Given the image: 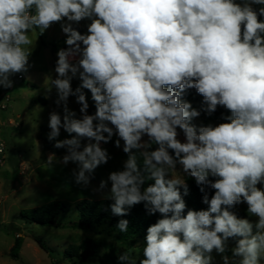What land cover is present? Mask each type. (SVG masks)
Masks as SVG:
<instances>
[{
	"label": "clouds",
	"instance_id": "clouds-1",
	"mask_svg": "<svg viewBox=\"0 0 264 264\" xmlns=\"http://www.w3.org/2000/svg\"><path fill=\"white\" fill-rule=\"evenodd\" d=\"M55 25L65 46L46 138L65 151L47 164L75 165L71 181L110 200L113 216L143 205L157 217L142 256L119 264H264V0H0V91L32 80L30 33ZM220 108L217 123H195ZM110 143L126 159L93 187ZM176 171L206 207L188 206Z\"/></svg>",
	"mask_w": 264,
	"mask_h": 264
},
{
	"label": "rangeland",
	"instance_id": "rangeland-1",
	"mask_svg": "<svg viewBox=\"0 0 264 264\" xmlns=\"http://www.w3.org/2000/svg\"><path fill=\"white\" fill-rule=\"evenodd\" d=\"M81 31H85L83 24ZM33 41L31 62L34 67L29 75L32 80L17 78L13 89L0 91L2 96H9L8 108L0 110V143L5 145V162L0 166V264H77L78 257L68 253L72 246H78L85 238H91L99 245L98 254L87 260L86 264H111L109 256L117 257L123 252L137 258L142 256L144 242L139 241L133 247L120 243L103 227L91 230H79L68 225L77 220L76 203L83 199H104L100 193L93 194L91 189H82L71 181L70 170L75 165L67 167L56 165L54 168L47 164L49 153H56L57 157L64 154V149H55L47 138L48 113L55 108L52 98L47 99L45 92L50 87L51 72L56 60V53L52 52L53 45L64 44V36L58 25L53 26L40 36L39 30L30 33ZM77 81H73V88ZM44 99V103L39 101ZM70 98L69 106L78 110V105ZM89 103L91 105L90 94ZM94 107H90V112ZM217 123L200 118L199 123ZM67 136L61 132V139ZM113 159L105 166L98 168L92 186H98L101 178L121 167L126 159L121 150L107 144ZM173 177L186 181L187 176L180 172H171ZM62 201L68 205V212L60 214L56 223L61 226H42L25 220L21 213L50 202ZM239 210L246 211V206ZM23 239L18 258L11 255L16 239ZM42 241L49 250L45 251L38 243ZM230 254V253H229ZM219 262V257L217 256Z\"/></svg>",
	"mask_w": 264,
	"mask_h": 264
},
{
	"label": "trees",
	"instance_id": "trees-1",
	"mask_svg": "<svg viewBox=\"0 0 264 264\" xmlns=\"http://www.w3.org/2000/svg\"><path fill=\"white\" fill-rule=\"evenodd\" d=\"M64 44L53 45L52 52L56 53L57 49L64 47ZM187 99L193 102V105L198 107L201 101V97L196 95L195 90L187 96ZM39 101L44 103V99L39 98ZM225 110L223 108L218 109L217 113L210 119L201 116L205 121H219V116ZM196 123V121H195ZM186 181L190 184V195L185 197L186 202L190 208L200 209L206 207L201 203V193L195 186L194 181L191 177H188ZM111 201L106 199L101 200H89L83 199L76 203L75 209L77 212V220L71 222L68 226L73 229L79 230H91L94 227H103L110 230L113 236L122 244L133 247L139 241L144 242V236L146 235V228L149 224L154 223L156 216L149 217L146 215L143 205H137L127 217H116L110 212L109 205ZM68 205L62 201H54L43 206L24 210L21 216L31 223L40 224L42 226H61L56 223V219L60 214L68 212ZM241 216L246 215V211L239 210ZM121 218L128 219L130 221L127 232H119L115 227L117 221ZM39 245L45 250L51 252L48 247L42 242L38 241ZM23 239L18 237L15 245L11 250V255L14 258H18ZM99 245L94 242L91 238H85L80 245L72 246L68 249V253L74 257H78L77 264H86L87 260L95 257L98 254ZM111 264H119L115 261L114 256H109ZM106 264V262H101Z\"/></svg>",
	"mask_w": 264,
	"mask_h": 264
},
{
	"label": "built area",
	"instance_id": "built-area-1",
	"mask_svg": "<svg viewBox=\"0 0 264 264\" xmlns=\"http://www.w3.org/2000/svg\"><path fill=\"white\" fill-rule=\"evenodd\" d=\"M10 102L9 96H2L0 101V110H5L8 108V103ZM5 162V145L0 143V166Z\"/></svg>",
	"mask_w": 264,
	"mask_h": 264
}]
</instances>
